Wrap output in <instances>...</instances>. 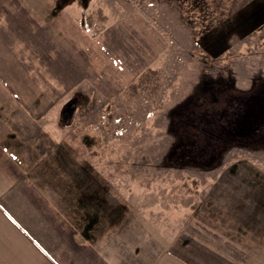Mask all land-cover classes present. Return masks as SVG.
Returning <instances> with one entry per match:
<instances>
[{"label":"rangeland","instance_id":"1","mask_svg":"<svg viewBox=\"0 0 264 264\" xmlns=\"http://www.w3.org/2000/svg\"><path fill=\"white\" fill-rule=\"evenodd\" d=\"M25 2L42 36L56 32L58 75L79 94L58 103L66 112L45 178L60 191L99 178L89 186L114 218L201 221L264 255V130L247 137L230 127L235 99L263 89L261 4Z\"/></svg>","mask_w":264,"mask_h":264},{"label":"crops","instance_id":"2","mask_svg":"<svg viewBox=\"0 0 264 264\" xmlns=\"http://www.w3.org/2000/svg\"><path fill=\"white\" fill-rule=\"evenodd\" d=\"M25 7L0 0V264H264L249 242L201 221L112 217L104 193L89 186L99 178L71 179L67 191L45 178L66 109L58 103L77 94L58 75L56 32L42 36L41 16Z\"/></svg>","mask_w":264,"mask_h":264},{"label":"flooded vegetation","instance_id":"3","mask_svg":"<svg viewBox=\"0 0 264 264\" xmlns=\"http://www.w3.org/2000/svg\"><path fill=\"white\" fill-rule=\"evenodd\" d=\"M262 90L249 94L246 98H237L239 107L232 111L236 120L233 118L230 127L239 136L250 137L258 129L264 130V81L261 83ZM235 120V121H234Z\"/></svg>","mask_w":264,"mask_h":264},{"label":"trees","instance_id":"4","mask_svg":"<svg viewBox=\"0 0 264 264\" xmlns=\"http://www.w3.org/2000/svg\"><path fill=\"white\" fill-rule=\"evenodd\" d=\"M64 1V0H63ZM79 94H77L76 96H78ZM66 112V109H64V113Z\"/></svg>","mask_w":264,"mask_h":264}]
</instances>
